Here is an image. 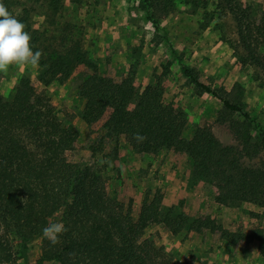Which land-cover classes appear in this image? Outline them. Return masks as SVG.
I'll return each instance as SVG.
<instances>
[{"label":"trees","instance_id":"1","mask_svg":"<svg viewBox=\"0 0 264 264\" xmlns=\"http://www.w3.org/2000/svg\"><path fill=\"white\" fill-rule=\"evenodd\" d=\"M141 1L155 30L169 41L159 22L173 11L175 0ZM0 2L25 25L33 52L43 53L41 75L21 78L12 99L0 94V264H30L29 260L21 262L19 253L37 236L36 264H171L164 248L145 233L155 223L177 233L187 225V217L161 212L154 198L143 201L136 217L124 211L123 204L108 195L97 169L78 153L79 131L63 124L58 109L38 84L67 81L83 66L91 69L78 90L87 123L123 137L140 153L162 149L186 153L194 173L211 185L217 203L248 201L264 212V128L254 136L253 121L239 104L181 63L184 74L200 91L220 99L225 113L242 116L232 120L238 144L224 143L207 124L197 125L186 136L184 112L164 100L161 86H142L133 73L118 77L100 73L74 43L52 53L55 48L51 50L42 31L34 28L28 6L17 10L15 0ZM33 2L45 3L55 12L63 0ZM218 6L233 16L249 58L264 71V7L254 16L240 0H218ZM172 52L177 53L173 48ZM135 133L146 139L137 142ZM54 222H62L67 231L52 245L42 229ZM191 225L231 244L255 242L264 255V227L230 232L210 215L196 218Z\"/></svg>","mask_w":264,"mask_h":264},{"label":"rangeland","instance_id":"2","mask_svg":"<svg viewBox=\"0 0 264 264\" xmlns=\"http://www.w3.org/2000/svg\"><path fill=\"white\" fill-rule=\"evenodd\" d=\"M15 1L17 10L25 5L31 9L33 26L42 31L51 50L55 48L52 53L74 43L100 73L115 77L133 73L142 86H161L164 100L184 112L186 136L197 125L207 124L224 143L238 144L232 120L242 116L225 113L220 99L200 91L184 74L181 63L248 112L254 136L264 128V71L249 58L235 19L223 12L218 0H175L173 11L159 22L169 41L146 17L141 0H63L55 12L45 3ZM240 2L254 16L264 7V0ZM42 72L39 64L10 66L0 73V94L12 99L21 78L35 79ZM89 72L83 66L67 81L37 83L58 109L63 124L79 131L78 153L97 169L110 198L135 217L143 201L152 198L159 200L161 212L187 217V225L177 233L163 223L153 224L145 233L164 248L171 264H264L257 243L231 244L191 225L196 218L210 215L230 232L252 231L264 227L262 207L248 201L217 203L211 185L194 173L186 153L166 149L140 153L123 137L87 123L78 90ZM39 244L37 236L20 251L19 260L36 264Z\"/></svg>","mask_w":264,"mask_h":264},{"label":"clouds","instance_id":"3","mask_svg":"<svg viewBox=\"0 0 264 264\" xmlns=\"http://www.w3.org/2000/svg\"><path fill=\"white\" fill-rule=\"evenodd\" d=\"M30 41L31 36L25 31V25L0 2V73H6L13 65L35 67L39 64L43 53L40 50L33 52ZM133 139L143 142L146 137L135 133ZM66 231L62 222L50 223L42 229L44 238L52 245L59 243L60 235Z\"/></svg>","mask_w":264,"mask_h":264}]
</instances>
